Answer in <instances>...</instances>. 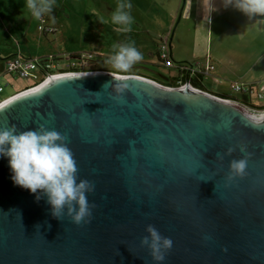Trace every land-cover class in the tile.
<instances>
[{
    "label": "water",
    "instance_id": "obj_1",
    "mask_svg": "<svg viewBox=\"0 0 264 264\" xmlns=\"http://www.w3.org/2000/svg\"><path fill=\"white\" fill-rule=\"evenodd\" d=\"M0 105V127L64 135L76 182L92 186L91 217L77 225L67 206L54 217L46 196L14 186L0 157V264H264V124L239 103L189 81L98 70L51 77ZM149 133L191 162L159 159ZM242 158L245 174L229 180ZM148 225L172 241L162 262L141 243Z\"/></svg>",
    "mask_w": 264,
    "mask_h": 264
},
{
    "label": "rangeland",
    "instance_id": "obj_2",
    "mask_svg": "<svg viewBox=\"0 0 264 264\" xmlns=\"http://www.w3.org/2000/svg\"><path fill=\"white\" fill-rule=\"evenodd\" d=\"M211 2L215 5L217 11L211 14V24H208L209 29L207 31L203 26L206 23L201 22L203 17L202 0H51V12L43 15L38 20L33 19L27 12L24 7L25 0H0V66L3 67L5 61L13 56L38 59L50 55L65 57L75 52L93 53L94 58H86L80 62V71L105 70L125 75L137 74L152 78L162 84H174L171 74L178 73V62L173 61L172 58V66L159 64L155 54L157 46L162 37L166 38L167 36L170 40L174 34L177 37L187 27L194 25L195 28H198V34H201L204 40L201 49L207 48L208 50L206 52L209 53L207 58L210 56L209 40L212 28L215 36L220 33L222 47L233 43L239 49L243 50L247 46L249 51L252 52L254 49H258L259 52L263 45L261 39L257 37V32L260 33L261 31V23L250 24L253 32L249 31V36L239 39V36L238 38L235 37L234 31L231 29L232 26L228 21L235 19L237 16L241 18L242 13L239 10L229 13V9L225 10V7L223 10V0H211ZM118 3L131 5L127 9L133 17L131 30L128 32L116 31V27L114 28L110 24L107 29L101 30L99 33L100 15L105 12L104 20L107 13L114 10ZM104 8L109 10L106 9L105 11ZM259 18H263L264 21V17ZM200 24L202 27L199 29L197 26ZM39 25L53 26L55 30L45 32L39 28ZM223 34L228 35L224 36ZM206 35L209 47H207ZM217 39L219 40V38ZM128 41L135 42V46L142 53V59L134 63L127 72H120L113 69L105 61L111 53L114 43H127ZM212 49L215 51L218 47L214 44ZM182 56H185V53ZM187 58L189 59L178 60H183L179 62L188 65H194L196 69L203 66L207 60V58L191 59V56ZM251 61L252 59L250 61L244 59L227 60L232 66V70L237 71L248 68ZM2 69L0 68V83L4 85L5 90L0 93V98L36 79V74L31 78H19L3 73ZM261 71L262 68L257 67L254 72L248 75L250 77L248 80L252 82L264 78ZM219 78L227 83H216L214 91H229L230 95L241 98L240 93L231 89L230 85L235 82H244L243 77ZM205 82L206 86L210 85L209 76H206ZM257 103L258 101L254 98L253 104ZM240 105L246 108L241 101ZM249 111L253 112L252 110Z\"/></svg>",
    "mask_w": 264,
    "mask_h": 264
},
{
    "label": "clouds",
    "instance_id": "obj_3",
    "mask_svg": "<svg viewBox=\"0 0 264 264\" xmlns=\"http://www.w3.org/2000/svg\"><path fill=\"white\" fill-rule=\"evenodd\" d=\"M233 7L249 19L264 17V0H223V7ZM27 12L33 19H40L50 13L51 0H25ZM131 7L128 3H118L110 15V22L116 26V31L128 32L131 30L133 17L127 11ZM202 23L211 24V14L217 11L211 0H202ZM103 23V18H101ZM142 59V53L135 46L134 41L127 43H114L106 63L120 72H127L134 63ZM126 85L115 89L120 93ZM119 95L114 99L119 100ZM4 105H0L2 109ZM245 119L254 126L264 124V111L245 114ZM66 137L54 129H48L40 124L35 129L18 131L15 125L0 127V157L6 158L10 179L14 186L27 189L35 194L38 201L41 195L46 196L54 217L59 218L63 208L67 206L68 215L74 224L87 223L91 217V210L87 203L85 192L91 191L92 186L87 180L76 182V164L71 150L65 143ZM241 152L244 148L241 147ZM231 151V149H229ZM247 160L242 158L233 160L229 164L230 174L243 176ZM73 201L78 205L73 207ZM146 231L151 237V242L144 237L141 243H147L150 255L155 262L164 260L161 249L168 250L172 241L168 237H161L157 230L148 225Z\"/></svg>",
    "mask_w": 264,
    "mask_h": 264
},
{
    "label": "crops",
    "instance_id": "obj_4",
    "mask_svg": "<svg viewBox=\"0 0 264 264\" xmlns=\"http://www.w3.org/2000/svg\"><path fill=\"white\" fill-rule=\"evenodd\" d=\"M106 9H108V8H106ZM106 9H105V11H106ZM223 10H224V7H223ZM225 10H228L229 13H232L233 11H235L237 9L229 6V7L225 8ZM112 11L110 10V12L107 13L106 18L103 20L104 21L103 23H101L99 21V26H98L99 27V33L101 32V30L103 31V30L107 29L108 26L111 24L110 15H111ZM104 13L100 15L101 18H104V15H105ZM259 17L260 16L253 17V18L249 19L248 17H246L242 13L241 18H239L237 16L235 19L228 21V23L232 26L231 29L234 31L235 37L237 36V38H238V36H239V39L246 38L247 36H249V31L253 32V29L250 26V24L261 23V25H260L261 31H260V33L257 32V37H259L261 39V41L263 42V45L260 48L259 52H258V49H254L251 52L248 50L247 46L243 50L239 49L237 47V45H235L233 43L229 44V46H223L222 47V41L220 40V36H221L220 33H218L215 36L213 28H212V32H211L210 40H209V43H210V50H209L210 56L209 57H210L211 62L215 65V68L208 75L209 80H210V83H209L210 85L206 86V82H205L206 77H204L199 82L200 88L199 87H197V88L202 89V90H204V91H206L212 95L218 96V97L227 98V99H234L236 101L244 102L245 99L243 98V96L241 94H240L241 98H236L235 96L230 95L229 91H223V90H222V92L220 90L214 91L216 83H219V84L227 83V82L223 81L222 79H221V82H217V81H215V78L223 77V78L228 79L230 77L233 78L235 76H240V77H243L245 79V81L243 80L244 82H246V81L250 82V80H248V79H250V77H248V75L251 72H254L256 70V68L259 66L262 68L261 75L264 76V21H263V18H259ZM225 21H226V19H225ZM198 22H199V20H198ZM112 26L114 28L116 27L114 25H112ZM203 26L208 31L209 25L206 24ZM197 27H199V29H200V27H202V26L200 24ZM197 30H198V28H195V25H194L192 27H187L184 30V32H182L181 35H178L177 37L174 34L170 40L166 36V38H168V40L170 42L171 56L174 59V61L179 62V61H183V60H178V59H189V58H187L188 56H191L192 57L191 59L207 58V55L209 53H206V52H208V50H207V48L201 49L202 48L201 46L203 45L204 40L202 39L201 34L200 35L198 34ZM223 35L227 36L228 34H223ZM162 38H164V37H162ZM205 38H206V42H207V47H209L207 35L205 36ZM216 38H219V40L218 39L216 40ZM161 41L162 40H160V42L157 46L156 52L158 51V49L160 47ZM214 44L216 47H218V49H215V51L212 49ZM201 50L203 53L201 52ZM101 52H103V51H101ZM183 53H185V56H182ZM97 55L104 57L101 54H97ZM182 57H185V58H182ZM228 59L229 60L244 59L246 61H250L252 59V61H251L250 65L248 66V68H246L243 71L242 70L237 71V70H232V66L230 65L229 62H227ZM0 68H2V66H0ZM178 75H179V70H178L177 74H171L172 77H175ZM180 77L185 78L186 74H184L183 76H180ZM34 83H36L35 79L33 80V82H31L29 84H24L23 86H20L19 88L14 90L12 93L2 97V99H7V98H9V97H11L17 93H20L21 91L27 89L28 86L33 85ZM0 100H1V98H0ZM245 101H247V100H245Z\"/></svg>",
    "mask_w": 264,
    "mask_h": 264
},
{
    "label": "built area",
    "instance_id": "obj_5",
    "mask_svg": "<svg viewBox=\"0 0 264 264\" xmlns=\"http://www.w3.org/2000/svg\"><path fill=\"white\" fill-rule=\"evenodd\" d=\"M39 28L45 32H52L55 30L53 26H43L39 25ZM159 58L163 61V65L172 66V58L170 56V45L167 38L163 39V42L159 48ZM93 53H80L78 55L68 54L65 57H57L55 55H50L38 59L34 58H22L21 56H13L8 58L4 65L2 72L11 75L13 77L19 78H31L36 74V85L48 80L51 77L77 73L82 71H75L73 67L80 65V62L86 58H94ZM215 65L211 62L210 57L207 58L203 66L195 68L194 65H191V70L194 75L200 74L204 77L208 76L211 71H213ZM182 69V67H181ZM215 81L221 82V79L215 78ZM35 86V85H34ZM231 89L239 92L240 94L247 96L250 100L242 102L249 110L254 112L264 111V78L258 79L252 82H235L231 83ZM33 87V86H32ZM4 85L0 83V93L3 92ZM258 101L257 104H253V99ZM227 99V98H225ZM5 99L0 100V103ZM240 104V101L234 99H227ZM257 106L259 108H257ZM261 107V108H260Z\"/></svg>",
    "mask_w": 264,
    "mask_h": 264
},
{
    "label": "snow or ice",
    "instance_id": "obj_6",
    "mask_svg": "<svg viewBox=\"0 0 264 264\" xmlns=\"http://www.w3.org/2000/svg\"><path fill=\"white\" fill-rule=\"evenodd\" d=\"M148 139L152 150L158 155L159 159L170 162L171 164H180L186 166L191 162V156L182 152H175L164 147L162 141L163 137L159 134H148Z\"/></svg>",
    "mask_w": 264,
    "mask_h": 264
},
{
    "label": "trees",
    "instance_id": "obj_7",
    "mask_svg": "<svg viewBox=\"0 0 264 264\" xmlns=\"http://www.w3.org/2000/svg\"><path fill=\"white\" fill-rule=\"evenodd\" d=\"M163 39L164 38H162V42H163ZM169 45H170V42H169ZM158 53H159V49H158V51L155 54H156V57H157V60H158L159 64L161 63L163 65V63H162L163 61L159 58ZM70 54L73 55V56H75V55H78L79 52L70 53ZM170 56H171V51H170ZM171 58H172V56H171ZM177 67H178V70H179V75L180 76H183L184 74H186V77L185 78H181L179 75L178 76H175V77H172V79L174 80V82H173L174 84H172V83H164L165 85H168V86H180V85L184 84L185 82L189 81L193 86L200 88V83L199 82H200L201 79H203V76L204 75H200V74L194 75V73H192V70L190 69L191 68V65H188V64L183 63V62H178L177 63ZM181 67H182V69H181ZM73 68H74L73 70H75V71L81 70V66L80 65H78L77 67H73ZM36 83H34L31 86H28L27 88H30V87L36 85ZM242 96H243V98L245 100H247V101L249 100L247 98V96H244V95H242ZM1 100H2V98H1ZM257 108H259V107L257 106ZM262 108H264V106Z\"/></svg>",
    "mask_w": 264,
    "mask_h": 264
},
{
    "label": "bare ground",
    "instance_id": "obj_8",
    "mask_svg": "<svg viewBox=\"0 0 264 264\" xmlns=\"http://www.w3.org/2000/svg\"><path fill=\"white\" fill-rule=\"evenodd\" d=\"M254 112V111H253Z\"/></svg>",
    "mask_w": 264,
    "mask_h": 264
}]
</instances>
